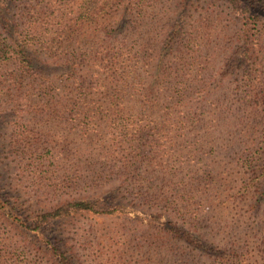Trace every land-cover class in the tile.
<instances>
[{
	"label": "rangeland",
	"instance_id": "1",
	"mask_svg": "<svg viewBox=\"0 0 264 264\" xmlns=\"http://www.w3.org/2000/svg\"><path fill=\"white\" fill-rule=\"evenodd\" d=\"M0 264H264V9L0 0Z\"/></svg>",
	"mask_w": 264,
	"mask_h": 264
},
{
	"label": "trees",
	"instance_id": "2",
	"mask_svg": "<svg viewBox=\"0 0 264 264\" xmlns=\"http://www.w3.org/2000/svg\"><path fill=\"white\" fill-rule=\"evenodd\" d=\"M246 6H249V9H264V0H244ZM252 7V8H251ZM91 13L90 10L83 11V9H79V11L71 9V7H65L62 11H57V14L54 18L60 20L59 22L60 29L55 30L54 33L60 32V36L63 35L64 32H73L79 25H81L84 21H79V19H86ZM93 13V11H92ZM91 13V14H92ZM30 44V43H28ZM10 45V51L5 53L2 57L3 61L7 63V65H13L12 69V78L15 79V76L23 77L22 75L30 74L31 69V61L25 56L24 47L26 46V41L22 39L12 40ZM16 80V79H15ZM17 83L21 82L17 81ZM70 207L74 209L87 208V203L84 201H76L73 202ZM59 213L55 211L52 216H57Z\"/></svg>",
	"mask_w": 264,
	"mask_h": 264
}]
</instances>
